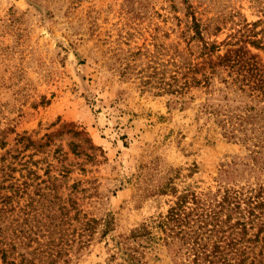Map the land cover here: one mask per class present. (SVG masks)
<instances>
[{
  "label": "rangeland",
  "instance_id": "374dc122",
  "mask_svg": "<svg viewBox=\"0 0 264 264\" xmlns=\"http://www.w3.org/2000/svg\"><path fill=\"white\" fill-rule=\"evenodd\" d=\"M195 25L264 64V0H0V241L85 216L66 264H124L115 243L166 212L161 191L264 186V159L198 115L203 90L183 106L158 90ZM138 263L179 264L160 246Z\"/></svg>",
  "mask_w": 264,
  "mask_h": 264
},
{
  "label": "trees",
  "instance_id": "16d2710c",
  "mask_svg": "<svg viewBox=\"0 0 264 264\" xmlns=\"http://www.w3.org/2000/svg\"><path fill=\"white\" fill-rule=\"evenodd\" d=\"M192 31L196 53L192 46H175L169 80L159 83V92L183 106L192 99L191 91L203 90L208 99L200 103L198 115L222 138L264 159V64L244 40L222 43L226 49L221 54V46L204 41L197 25ZM161 192L171 197L166 212L115 243L124 264H140L139 257L158 246L179 264H264L262 184L217 183L214 189ZM62 215L56 228L44 230L46 241H0L1 264L68 263L91 240L97 221ZM73 219L77 225L68 223Z\"/></svg>",
  "mask_w": 264,
  "mask_h": 264
}]
</instances>
